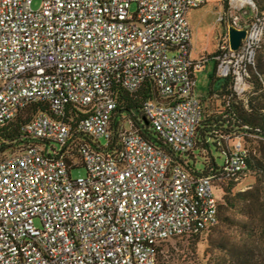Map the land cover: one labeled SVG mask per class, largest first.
<instances>
[{"label": "built area", "instance_id": "obj_1", "mask_svg": "<svg viewBox=\"0 0 264 264\" xmlns=\"http://www.w3.org/2000/svg\"><path fill=\"white\" fill-rule=\"evenodd\" d=\"M30 1L0 0V126L30 102L43 107L21 127L27 142L0 156V264H157L159 241L217 224L212 185L244 168L239 142L219 179L179 162L201 119L193 74L202 60L190 57L186 12L205 0ZM237 22L239 46L226 28L213 59L238 96L264 20ZM146 79L159 97L141 104L147 124L121 115L116 126L113 90L135 92ZM67 104L85 116H67ZM78 165L85 175L72 178Z\"/></svg>", "mask_w": 264, "mask_h": 264}, {"label": "trees", "instance_id": "obj_2", "mask_svg": "<svg viewBox=\"0 0 264 264\" xmlns=\"http://www.w3.org/2000/svg\"><path fill=\"white\" fill-rule=\"evenodd\" d=\"M255 6L259 10L262 9L258 0H255ZM216 53L217 49L210 57L213 59ZM255 68L259 73L264 72V61L260 54L257 55ZM253 85L254 91L260 90L261 93L253 97V99L244 101L242 97H238L234 92L231 77H219L215 74V69L209 74V90L206 99L210 100L215 96L218 99V103L216 106L211 107L209 102L206 106V101L198 96L201 104V119L196 129L195 145L188 154L179 159L182 165L194 174H208L212 175L215 179H219L224 175L223 168L231 150L239 142L245 149V154L242 159L244 168L239 175L247 172L252 167L249 151L244 143L243 137L247 134L264 136V89L258 77H255ZM113 93L116 100L113 121L116 126H118V120H120L121 115L132 118L135 125L138 124V119L142 118V102L147 99H159L157 89L151 79L144 80L135 92H128L122 87H117L113 90ZM38 109H43L42 102H30L12 120L4 122L0 126V156L6 155L14 150H19L27 142L29 137L22 131L21 127ZM66 109L71 110V113L67 114V116L73 117L77 115L79 118L85 116V113L81 110L85 108L67 104ZM139 128L143 136L149 139L150 133L147 127L139 125ZM79 136L78 133L73 134L70 141L78 139ZM117 140L118 136L114 133L112 147L117 148L116 144H114ZM211 147L219 151L221 155L220 163H216L215 158L211 155ZM67 152L65 158L68 161H72L74 152ZM256 171L258 177L255 182L257 188L254 196L250 191H247L235 193L231 199L225 197L226 206L240 216L245 217L246 220H234L226 216L223 219L225 221L228 219L239 234L246 233L258 238H264V167L260 165ZM237 178L226 177L225 179L223 178V182L230 185ZM216 185L220 187L219 195L214 196L217 200V208L219 209L220 203L222 202V195L224 194V186L222 183ZM248 195H250L249 198ZM238 199L241 201L240 204L237 203ZM218 209L217 222L219 221ZM212 227L199 228L197 231H189L159 241L156 250L157 264L160 255L164 252L169 242L176 239H187L204 235ZM215 245L228 256V259H219L220 264H264V261L250 257L246 251L238 246H227L222 242H218Z\"/></svg>", "mask_w": 264, "mask_h": 264}, {"label": "rangeland", "instance_id": "obj_3", "mask_svg": "<svg viewBox=\"0 0 264 264\" xmlns=\"http://www.w3.org/2000/svg\"><path fill=\"white\" fill-rule=\"evenodd\" d=\"M262 9L259 10L255 6V0H252L255 7L246 5L240 10H236L231 6L230 0H206L204 4L197 8L188 10L187 20L191 28V50L190 57L192 60H202V66L196 70L194 76V88L199 92L207 83L208 73L214 66V61L210 57L212 53L218 48V38L222 35L227 26L232 25L233 16L238 17V24L251 25L252 23H261L264 20V0H258ZM31 7L38 8L40 0H31ZM134 9V5L130 6V10ZM219 15L223 16L222 21H218ZM261 55L264 61V29L261 38L254 49L253 67L250 68L249 77L247 79L248 87L243 94L238 95L245 101L253 99L258 95L260 90L254 91L253 82L255 77H258L262 88L264 89V72L259 73L255 68L257 55ZM124 127L129 128V124L125 122ZM244 143L249 151V158L252 167L247 172L238 175L237 180L228 185L225 182L224 194L222 195V202L219 206V221L215 224L208 233L191 238L176 239L167 244L166 249L160 255L158 264H220L219 259H228V256L223 250L216 247V243L222 242L227 246L234 245L242 248L247 254L254 258L264 261V238H258L253 235L239 234V232L232 226L227 219L246 220L245 217L240 216L234 210L226 206L225 197L230 199L234 197L235 193H242L250 191L253 196L256 193V179L258 177L257 167L262 165L264 167V136L259 135H244ZM103 143L104 139L100 138ZM211 155L215 158L216 163L221 162V155L214 147L210 148ZM72 178L84 176L85 167L78 165L70 170ZM213 195L217 196L220 193V187L216 184L212 185ZM250 195H248L249 198ZM240 204L241 201L237 200ZM259 215V211H258ZM35 225H39L37 220H34Z\"/></svg>", "mask_w": 264, "mask_h": 264}, {"label": "water", "instance_id": "obj_4", "mask_svg": "<svg viewBox=\"0 0 264 264\" xmlns=\"http://www.w3.org/2000/svg\"><path fill=\"white\" fill-rule=\"evenodd\" d=\"M244 34H245V29L236 28L232 25H229L227 27L229 47L232 49H236L239 46L240 40L244 36ZM142 120L145 124H147V121L145 120L144 117H142Z\"/></svg>", "mask_w": 264, "mask_h": 264}, {"label": "crops", "instance_id": "obj_5", "mask_svg": "<svg viewBox=\"0 0 264 264\" xmlns=\"http://www.w3.org/2000/svg\"><path fill=\"white\" fill-rule=\"evenodd\" d=\"M206 2V0H205ZM204 2V3H205ZM190 10V9H189ZM188 12V10H187ZM187 12H186V18H187ZM188 21V20H187ZM189 24V23H188ZM190 32H191V28H190ZM192 35V33H191ZM190 42H191V37H190ZM191 45V44H190ZM214 61V66L212 68V70L208 73V76H207V83L206 85L204 86V88L202 90H200L199 92H196V89L194 88V92L197 96L203 98L206 102H205V105L207 106L208 103L210 102V105L211 107L212 106H216V104L218 103V99L215 98V96H213L210 100L209 99H206V97L208 96V90H209V74L215 69V64H216V61ZM194 77V76H193Z\"/></svg>", "mask_w": 264, "mask_h": 264}]
</instances>
